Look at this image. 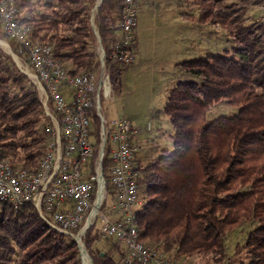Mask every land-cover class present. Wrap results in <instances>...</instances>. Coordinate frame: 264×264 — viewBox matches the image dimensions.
<instances>
[{
    "label": "trees",
    "instance_id": "obj_1",
    "mask_svg": "<svg viewBox=\"0 0 264 264\" xmlns=\"http://www.w3.org/2000/svg\"><path fill=\"white\" fill-rule=\"evenodd\" d=\"M19 0L18 21L31 38L52 46L58 61L80 74L97 68L99 39L106 52L120 36L124 0ZM200 1L199 20L220 24L233 40L224 54L180 61L176 67L198 79L178 82L164 113L172 123V150L156 139L137 159L145 203L137 212L139 238L172 262L223 264L229 259V231L244 224L247 259L264 264V22H245V6L224 0ZM95 26V27H94ZM21 58L26 54L4 28ZM136 37L128 50L134 51ZM109 62L115 84L122 62ZM238 106L235 115L208 117L212 105ZM51 118L31 78L0 44V153L13 163L36 169L45 153ZM109 151L103 162L111 182ZM142 166V167H141ZM84 243L93 264H119L125 247L88 230ZM199 262V263H198ZM0 264H83L76 240L50 227L32 203L0 202ZM231 264V262H230Z\"/></svg>",
    "mask_w": 264,
    "mask_h": 264
},
{
    "label": "built area",
    "instance_id": "obj_2",
    "mask_svg": "<svg viewBox=\"0 0 264 264\" xmlns=\"http://www.w3.org/2000/svg\"><path fill=\"white\" fill-rule=\"evenodd\" d=\"M138 1H123L120 36L108 52L99 39L98 67L75 75L57 60L50 44L34 41L30 27L18 21L19 0H0L5 31L26 54L25 58L15 54L21 70L35 83L52 122L36 169L15 164L0 153V202L14 207L32 203L50 227L76 240L83 260L87 257L91 264L84 238L93 227L101 238L125 247L119 264H182L139 238L137 212L145 203L137 165L144 149L136 140L141 130L119 115L114 103L108 60L134 58L127 48L135 39ZM151 128L149 121L147 129ZM107 151L113 193L104 175ZM108 198L112 203H106Z\"/></svg>",
    "mask_w": 264,
    "mask_h": 264
},
{
    "label": "rangeland",
    "instance_id": "obj_3",
    "mask_svg": "<svg viewBox=\"0 0 264 264\" xmlns=\"http://www.w3.org/2000/svg\"><path fill=\"white\" fill-rule=\"evenodd\" d=\"M224 3L245 6L246 23L264 22V0H224ZM154 24L159 25L160 23ZM0 40L8 46L9 49L1 44L6 51L13 52L9 41ZM183 41L181 40V42ZM201 42L202 44L198 42L196 46H189L187 49L183 46V43L182 45L181 43L175 45L172 32L167 29L161 32L150 26L145 29L142 41L138 45V52L136 48L134 49V58L121 63L122 72L118 84L114 83L112 76L116 110L119 115L130 119L141 130L140 134L136 136V140L143 145L144 150H149L148 140L151 139H156L162 148L170 150L174 148L171 136L173 132L172 123L163 110L169 91L178 82L198 79L197 76L174 67V61L204 58L209 54H224L228 49H232L234 45L228 31L220 24L211 22L204 25ZM13 53L14 55L11 54L21 70L20 59L18 61L17 54ZM239 109L238 106L222 101L211 106L208 117L235 115L239 113ZM149 121L152 128L148 130L147 124ZM106 203H112V199L108 198ZM252 227V224L246 223L228 232L226 245L231 264L247 259V251L243 244L246 233ZM226 261L229 262V259L225 260L223 264ZM84 262L85 264H91L87 257H84Z\"/></svg>",
    "mask_w": 264,
    "mask_h": 264
},
{
    "label": "crops",
    "instance_id": "obj_4",
    "mask_svg": "<svg viewBox=\"0 0 264 264\" xmlns=\"http://www.w3.org/2000/svg\"><path fill=\"white\" fill-rule=\"evenodd\" d=\"M138 22L135 31V48L142 41L145 29L153 26L154 30L164 29L172 32L175 45L183 43L187 49L202 44L204 23L199 20L201 13L200 1L197 0H139ZM154 23H160L155 25ZM171 29V30H170ZM181 40H184L181 42ZM187 52V51H186ZM183 60H175L176 64ZM184 264H196L195 260H187Z\"/></svg>",
    "mask_w": 264,
    "mask_h": 264
},
{
    "label": "water",
    "instance_id": "obj_5",
    "mask_svg": "<svg viewBox=\"0 0 264 264\" xmlns=\"http://www.w3.org/2000/svg\"><path fill=\"white\" fill-rule=\"evenodd\" d=\"M101 3V0L99 1V3L97 4V5H99ZM95 27V26H94ZM95 33H96V35H97V37H98V39H100V35H99V32L96 30L95 31ZM0 41H2V40H0ZM1 44V43H0ZM13 55H14V53L13 52H11ZM83 262H84V260H83ZM84 264H85V262H84Z\"/></svg>",
    "mask_w": 264,
    "mask_h": 264
},
{
    "label": "bare ground",
    "instance_id": "obj_6",
    "mask_svg": "<svg viewBox=\"0 0 264 264\" xmlns=\"http://www.w3.org/2000/svg\"><path fill=\"white\" fill-rule=\"evenodd\" d=\"M1 42V44L5 47V48H7V49H9L8 48V46L6 45V43L4 42V41H0ZM89 260V259H88ZM90 262V261H89Z\"/></svg>",
    "mask_w": 264,
    "mask_h": 264
}]
</instances>
